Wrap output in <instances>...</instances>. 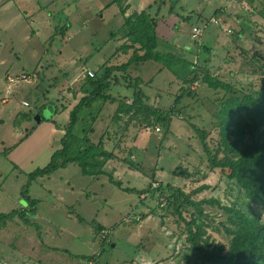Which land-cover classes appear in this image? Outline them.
Wrapping results in <instances>:
<instances>
[{
  "label": "rangeland",
  "instance_id": "obj_1",
  "mask_svg": "<svg viewBox=\"0 0 264 264\" xmlns=\"http://www.w3.org/2000/svg\"><path fill=\"white\" fill-rule=\"evenodd\" d=\"M110 2L0 0V213L30 214L25 216L30 224L18 215L0 222L1 264H192L193 256L184 255L188 243L183 223L166 207L167 202L160 206L167 194L150 188L153 183L156 187L170 184L194 200H218L219 205H203L206 232L214 242L227 244L229 239L220 225L227 216L220 206L241 209L255 225L264 222V207L247 199L225 171L211 167L195 132V128L205 130L213 145L219 138L214 115L224 99L244 93L264 98V19L260 15L264 0L228 4L226 0H168L165 6L170 3L173 13L185 17L173 28L181 43L175 46L167 35L161 36L158 50L165 53L166 64L149 61L146 71L132 65L124 75L115 73L116 79H111L125 87L116 88L113 82L110 93L116 99L131 97L133 76H139L143 88L145 81H153L161 94L172 91L168 94L172 106L183 91L173 71L183 74L193 63L195 88L191 96L184 93L176 107L182 117L177 113L167 131L165 124L156 123L148 132L139 122L132 126V113L121 114L116 121L119 140L112 139L105 133L112 134L113 125L90 120V111L98 108L95 102L79 112L73 132L79 139L87 132L92 142L102 137L105 148L115 152L113 166L105 164V174L91 176L72 163L49 177L28 181V173L46 165L52 151L61 146L59 133L83 93L85 71L95 72L130 56L131 51L118 50L125 41L120 28L124 17L119 5ZM129 4L125 15L137 9H132V1ZM185 4L188 9L181 8ZM121 5H126L125 0ZM221 6L227 9L222 11ZM198 13L202 18L197 19ZM214 15L220 17V24L210 21ZM194 25L203 27L199 37L188 35ZM218 35L226 41L216 44L215 56L208 48ZM22 71L32 74L30 81L20 80L8 89V76ZM171 72L178 80L174 86L169 84ZM206 73L230 89L210 88L201 79ZM55 108L56 124L50 121ZM37 115L42 117L40 123L35 122ZM135 129L139 138L131 135ZM111 174L123 187L134 190L123 191L111 183ZM27 182L30 197L37 200L35 208L20 195ZM97 224L104 225L101 232ZM92 254H97L96 261L88 258Z\"/></svg>",
  "mask_w": 264,
  "mask_h": 264
},
{
  "label": "trees",
  "instance_id": "obj_2",
  "mask_svg": "<svg viewBox=\"0 0 264 264\" xmlns=\"http://www.w3.org/2000/svg\"><path fill=\"white\" fill-rule=\"evenodd\" d=\"M122 1L111 0L109 4H117L120 7L124 17L120 28L125 41L118 50L121 48L125 53L131 51L130 56L122 63L106 64L107 66L104 68L95 70L93 76L85 75L86 82L83 84L88 90L84 91V94L69 111V121L64 126L63 135L60 138L61 146L51 153L46 165L28 173V181L37 177H49L55 170L65 168L72 163L79 166L83 175L105 174L106 171L103 167L109 159L116 157L115 152L104 147L102 137L98 141L92 142L87 132L82 139L74 134L73 129L79 120V112L82 108L91 107L96 102L95 106L98 108L93 112L90 111L89 117L91 121L99 119L103 123L109 122L106 121V117H110L116 122L121 118V114H129L134 110L141 114V117L136 119L139 125L151 127L156 123L165 124L167 131L173 117L182 112L176 109L181 97L184 93L192 95V89L185 87L179 94L180 97L176 98L168 110H160L143 102L144 94L139 87L133 88L131 97L121 96L116 99L110 93L114 82L111 77L116 79L115 73L122 72L124 75L131 65L146 61L166 64L163 61L165 53L158 50L160 40L156 34L157 18L149 12L153 4L156 5L157 11H160L161 7L166 4V0H154L140 12L129 15H125L128 6L127 4L121 5ZM173 10L174 8L170 4L167 11L171 13ZM260 15L264 19V8L261 9ZM169 67L172 66L169 65ZM173 72L185 83L196 81L197 76L193 63L189 64V69L183 74H179L175 69ZM201 79L210 88L230 89L229 84L207 73ZM127 87L131 88L129 85ZM99 99L102 101L97 103ZM111 102L118 103L116 109L112 113L107 109L105 113L103 109L111 108ZM57 112L58 109L55 108L52 115ZM214 116H217L216 122L219 126V138L215 144L208 143L205 130L195 128L208 162L211 167L225 171L226 178L234 180L244 191L247 199L264 207V98L260 100L249 93H244L242 96L231 95L221 102ZM50 121L55 123L53 118H50ZM77 144L79 146L74 148ZM174 171L177 172V169ZM108 180L123 191L134 190L130 187H123L112 174L108 176ZM29 183L22 186L20 195L31 208H35L37 200L29 195ZM150 188H152L151 184ZM154 190L167 194L166 207H170L183 223L185 241L188 243V254L184 255L193 256L192 264H264V222L255 225L241 209L233 206H220L227 214L220 225L229 239L227 244L219 241L214 242L206 232L207 226L202 218L203 205H219L218 200L212 198L194 200L190 194L170 184H158ZM142 193L144 190H139V194ZM14 215L23 217V222L30 224L29 219L25 217L30 214L24 210L0 213V222L3 219H10ZM132 222H136V218ZM97 225L101 232L104 227ZM88 258L96 261L97 254H92ZM189 261L188 259L187 263Z\"/></svg>",
  "mask_w": 264,
  "mask_h": 264
},
{
  "label": "crops",
  "instance_id": "obj_3",
  "mask_svg": "<svg viewBox=\"0 0 264 264\" xmlns=\"http://www.w3.org/2000/svg\"><path fill=\"white\" fill-rule=\"evenodd\" d=\"M132 1V9L133 8H135V7H137V9L136 10H132V13H134V12H140L142 9H144V8H146L149 4H151L152 2H154V0H150V1H147V0H125V3L128 5V6H130V4H129V2H131ZM167 1L168 0H166V3H167ZM170 1V3H173L172 2V0H169ZM178 1V0H177ZM187 1V0H186ZM170 3L169 4H167V6H165V5H163L162 7H161V10L160 11H157V8H156V5H154L153 4V6L151 7V9H150V14L152 15V16H155L156 18H157V23H156V34H157V36H158V38L160 39V37L161 36H164V35H167L168 37H169V41H170V39L171 40H173V41H175L176 42V44H174L175 46H178V44H180L181 43V41H180V39H179V35H178V33H174V31H173V28L175 27V26H177V25H179L180 23H184V16L183 15H181V14H176V13H173V12H168L167 10H168V7H169V5H170ZM185 3V2H184ZM188 5H184V6H181V8L183 9V8H186V9H188ZM166 9V11H164ZM227 8H224V7H222L221 6V9L220 10H222V11H224V10H226ZM198 16H199V18L201 17V13H198L197 14V19H198ZM212 17H215V15L214 16H212ZM202 18V17H201ZM216 18H220V17H216ZM221 18H223V20H224V17H221ZM196 19V20H197ZM195 20V21H196ZM193 24H197V22L196 23H193ZM197 26V25H196ZM192 29V28H191ZM188 35L191 37V30L188 32ZM241 35V34H240ZM239 35V36H240ZM226 40H224L223 38H222V36L221 35H218L217 36V39H215L211 44V47H209V49H210V51H211V48H213V52H212V54H214L215 53V56H218V55H216V53H217V49H216V44H218V43H220V42H225ZM185 45H190L189 43H184ZM198 45H200V43H198ZM214 46V47H213ZM183 48L185 49V50H188V46H183ZM209 51V50H208ZM197 52V51H196ZM212 56V55H211ZM212 58V57H211ZM149 61H146V62H142V63H139V64H135V66H134V69L135 68H139L140 66H141V69H143V71H146L147 69H148V67L147 66H145V64L146 63H148ZM150 62H155V61H150ZM192 62H194V61H192ZM159 67V66H158ZM130 68L132 69V65L130 66ZM92 70V69H91ZM171 76L169 77V80H170V86H171V84H173V86H174V84L176 83V82H178V80L176 79V78H174V77H176L172 72H171ZM134 77V79H136V80H134L135 81V84H134V86H132V90H133V88H135V87H139L140 89H141V91H142V93L144 94L143 95V102L145 103V104H147L148 106H151V107H156L157 109H160V110H168L170 107H171V105H170V102H169V96H168V94L169 93H172V91H170V92H166V93H163V94H161V90L159 89V86L158 85H155V84H153V81H152V84H151V82L150 81H145L146 82V87L145 88H143V82H144V80L141 78V77H139V76H133ZM149 80V79H148ZM150 80H153L152 78H150ZM180 80V83L178 84V87H179V90H180V88L182 87L183 89H184V87L187 85V84H191V82H188V83H185L184 81H182L181 79H179ZM73 81V80H72ZM115 83H116V88H119V87H125V86H123L122 84H121V82H117V81H114ZM198 82H199V80H198ZM82 83H84V82H82ZM80 85V84H79ZM79 85L77 84L76 86H74L76 89H78L79 88ZM126 88H129V87H126ZM130 89V88H129ZM82 90H83V93H81L82 95L84 94V91L85 90H88V88H86V86H83L82 87ZM67 91V94H68V92H70L69 90H66ZM150 93H153V98L150 96ZM72 94V93H71ZM81 95V96H82ZM80 96V97H81ZM127 97H130V96H127ZM80 99V98H79ZM78 99V100H79ZM175 99V98H174ZM75 102V101H74ZM112 104V107L111 108H109V111L112 113V112H114V110L116 109V107H117V102L115 103V102H111ZM166 105H169V106H167V107H165ZM62 106H64V105H62ZM58 113V112H57ZM181 114V113H180ZM56 116V114L55 115H51V118H53V120H54V117ZM181 117H182V114L180 115ZM139 117H141V114L139 113V112H135L134 110L132 111V126H135V123L137 122V120L136 119H138ZM179 118V117H178ZM97 121H100L99 119H96ZM95 120V121H96ZM120 119H118V121H119ZM106 121H109V123L108 124H110V125H113L114 126V131H113V133L112 134H110L108 131V133L106 134L105 133V135L106 136H111L112 137V139H114L115 137H118V140H119V136H120V131L119 130H117V128H116V125H117V123L115 122V121H113L110 117H106ZM110 121H112V122H110ZM117 121V120H116ZM54 124H56V121L54 120ZM100 122H102L103 123V121H100ZM152 127V126H151ZM156 127H158V126H156ZM152 128H154V127H152ZM34 129V128H33ZM143 130V129H142ZM93 131H94V129H93ZM92 131V132H93ZM139 131H136V129L135 130H132V132H131V135H132V137H138L139 138V133H138ZM149 132H151V131H149ZM137 133H138V136H137ZM140 133H141V131H140ZM60 134V138L62 137V135H63V131L62 132H60L59 133ZM103 134V133H102ZM97 138H98V136H97ZM115 146V145H114ZM104 147H106V146H104ZM55 149H57V148H55ZM54 149V150H55ZM53 150V151H54ZM128 150H129V148H128ZM52 151V152H53ZM51 155V154H50ZM132 157V156H131ZM50 158V157H49ZM116 159V157H113L112 159H109L107 162H106V164H107V166H110V165H112L111 164V162L112 161H114ZM113 166V165H112ZM106 168V167H105ZM114 172V171H113ZM72 188V187H71ZM74 220L75 221H77V222H79V223H81L82 221H81V219L80 218H74ZM10 221V220H9ZM8 221V222H9ZM5 227V226H4ZM103 227H104V225H103Z\"/></svg>",
  "mask_w": 264,
  "mask_h": 264
},
{
  "label": "built area",
  "instance_id": "obj_4",
  "mask_svg": "<svg viewBox=\"0 0 264 264\" xmlns=\"http://www.w3.org/2000/svg\"><path fill=\"white\" fill-rule=\"evenodd\" d=\"M231 0H226V3L228 4ZM241 1V0H240ZM244 1V0H242ZM225 8V7H224ZM210 21L211 22H214L216 24H220V20L219 18H215V17H211L210 18ZM202 30H203V27H201L200 25H194L191 29V34L192 36L194 37H199L201 34H202ZM228 31H230V29H228ZM94 74V71L91 70V69H87L85 71V75H89V76H93ZM32 76V74L30 73H27L26 71H22L21 73H19V75L17 76H8V89L11 87V85H13V83H17L19 82L20 80L22 81H30V77ZM190 86H186V87H190L191 89H194L195 88V82H193L192 84H189ZM9 91V90H8ZM7 101V98L4 97L2 98V102H6ZM155 129H159V127H155ZM151 130V127H147L146 128V131H150ZM152 188H155L156 187V184L153 183V186H151ZM165 204V201L162 202L160 204V206H163ZM91 262V261H89ZM2 263L1 259H0V264Z\"/></svg>",
  "mask_w": 264,
  "mask_h": 264
},
{
  "label": "water",
  "instance_id": "obj_5",
  "mask_svg": "<svg viewBox=\"0 0 264 264\" xmlns=\"http://www.w3.org/2000/svg\"><path fill=\"white\" fill-rule=\"evenodd\" d=\"M40 118H41V117L37 115V116L35 117V122H36V123H39V122H40ZM112 246H114V244H112Z\"/></svg>",
  "mask_w": 264,
  "mask_h": 264
}]
</instances>
